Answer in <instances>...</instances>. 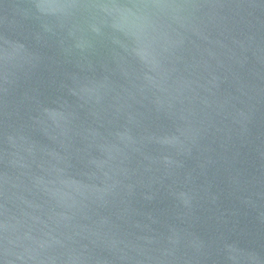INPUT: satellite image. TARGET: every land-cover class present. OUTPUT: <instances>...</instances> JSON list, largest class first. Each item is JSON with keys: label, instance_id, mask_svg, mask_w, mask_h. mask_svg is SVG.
I'll use <instances>...</instances> for the list:
<instances>
[{"label": "water", "instance_id": "water-1", "mask_svg": "<svg viewBox=\"0 0 264 264\" xmlns=\"http://www.w3.org/2000/svg\"><path fill=\"white\" fill-rule=\"evenodd\" d=\"M0 264H264V0H0Z\"/></svg>", "mask_w": 264, "mask_h": 264}]
</instances>
